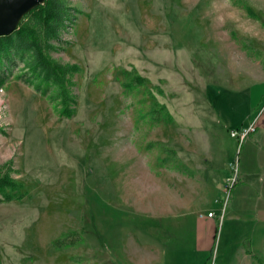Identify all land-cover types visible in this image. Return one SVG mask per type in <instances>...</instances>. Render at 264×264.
Listing matches in <instances>:
<instances>
[{
  "label": "rangeland",
  "instance_id": "obj_1",
  "mask_svg": "<svg viewBox=\"0 0 264 264\" xmlns=\"http://www.w3.org/2000/svg\"><path fill=\"white\" fill-rule=\"evenodd\" d=\"M64 1L65 93L0 61V174L23 194L0 202V264H264L255 133L230 134L264 109V0Z\"/></svg>",
  "mask_w": 264,
  "mask_h": 264
},
{
  "label": "trees",
  "instance_id": "obj_2",
  "mask_svg": "<svg viewBox=\"0 0 264 264\" xmlns=\"http://www.w3.org/2000/svg\"><path fill=\"white\" fill-rule=\"evenodd\" d=\"M72 15V8L67 6L64 0H44L42 4L32 8L22 17L12 33L0 36V61L3 57L9 59L17 55L23 62L24 68L29 70L33 77L55 86L57 93H65L66 76L76 67L57 62L49 55L48 50L52 48V40L59 39L64 21ZM135 78L138 83L143 80ZM2 81L3 78L0 77V83ZM36 88L39 89L38 84ZM152 110L156 113V118L172 121L164 105ZM17 189L18 184L7 172L0 174V202L20 199L23 194ZM53 243L59 247L66 246L69 242L54 240Z\"/></svg>",
  "mask_w": 264,
  "mask_h": 264
},
{
  "label": "crops",
  "instance_id": "obj_3",
  "mask_svg": "<svg viewBox=\"0 0 264 264\" xmlns=\"http://www.w3.org/2000/svg\"><path fill=\"white\" fill-rule=\"evenodd\" d=\"M260 129V133L257 135L256 133L258 132L257 129ZM254 136H255V141L256 144H254V147L256 149V159L258 156H260V162L257 159V165L258 169L261 171V176L262 180H264V109L262 110L260 116L258 117V123L254 124V130L252 131ZM225 168V166H224ZM240 169H238L239 171ZM259 171V172H260ZM258 172H256V175ZM260 174V173H259ZM220 182L223 180V178H219ZM262 187L264 189V184H262ZM160 194L164 195L165 198V204L164 205H159V199H160ZM174 202V196H173V191H156L154 194V199L153 202L151 203V208L155 210V212H160L163 213L165 211H168L169 209L172 210ZM157 214V213H156ZM158 215V214H157ZM200 238V237H199ZM197 241L200 242V244H203V247L206 248L208 243H203L205 241H202L200 239H197ZM212 246V245H211ZM171 264L172 262L169 260L167 261V255L166 252L162 249H157L155 248V252L151 253V255L147 258H144L142 260V264ZM201 262H198L197 264H200ZM203 264H208L209 260L202 261ZM232 264H234V259L232 260ZM242 264H247V259L243 258Z\"/></svg>",
  "mask_w": 264,
  "mask_h": 264
},
{
  "label": "water",
  "instance_id": "obj_4",
  "mask_svg": "<svg viewBox=\"0 0 264 264\" xmlns=\"http://www.w3.org/2000/svg\"><path fill=\"white\" fill-rule=\"evenodd\" d=\"M44 0H0V36L12 33L22 17Z\"/></svg>",
  "mask_w": 264,
  "mask_h": 264
},
{
  "label": "built area",
  "instance_id": "obj_5",
  "mask_svg": "<svg viewBox=\"0 0 264 264\" xmlns=\"http://www.w3.org/2000/svg\"><path fill=\"white\" fill-rule=\"evenodd\" d=\"M254 130V127H250V128H243L240 132L238 131H234L232 130L230 132V134L232 136H239V139L242 140L246 137V135L250 132V131H253ZM212 215V213H209V216Z\"/></svg>",
  "mask_w": 264,
  "mask_h": 264
}]
</instances>
